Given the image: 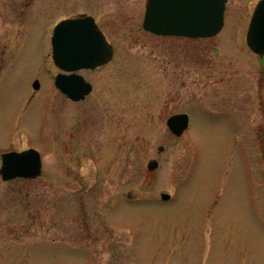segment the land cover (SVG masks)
I'll use <instances>...</instances> for the list:
<instances>
[{
	"label": "rangeland",
	"instance_id": "1",
	"mask_svg": "<svg viewBox=\"0 0 264 264\" xmlns=\"http://www.w3.org/2000/svg\"><path fill=\"white\" fill-rule=\"evenodd\" d=\"M145 1L0 0V153L42 158L37 178H0V264H264V57L245 42L258 0H227L198 39L144 31ZM83 14L114 55L80 71L93 88L72 102L50 37ZM182 112L176 137L166 119Z\"/></svg>",
	"mask_w": 264,
	"mask_h": 264
},
{
	"label": "water",
	"instance_id": "2",
	"mask_svg": "<svg viewBox=\"0 0 264 264\" xmlns=\"http://www.w3.org/2000/svg\"><path fill=\"white\" fill-rule=\"evenodd\" d=\"M226 0H147L142 26L156 35L182 36L189 38L211 37L223 25V11ZM248 48L264 56V0H259L252 12L246 32ZM52 60L56 67L69 74H57L55 86L73 101L83 99L91 86L73 72L78 69H93L106 63L112 55V47L101 34L90 16L60 21L51 37ZM38 88V82L33 84ZM166 125L176 136L188 126L184 113L171 115ZM162 151V148H158ZM157 161L147 163L152 171ZM41 173V159L38 151L29 148L21 152H7L1 155L0 176L7 181L14 178L32 179ZM161 198L167 200L168 194Z\"/></svg>",
	"mask_w": 264,
	"mask_h": 264
},
{
	"label": "flooded vegetation",
	"instance_id": "3",
	"mask_svg": "<svg viewBox=\"0 0 264 264\" xmlns=\"http://www.w3.org/2000/svg\"><path fill=\"white\" fill-rule=\"evenodd\" d=\"M90 16H91V15H90ZM92 17H93V16H92ZM93 18H94V17H93ZM94 21H95V18H94ZM95 22H96V21H95ZM96 24L98 25L99 29L101 30V32L103 33V35H104L105 38H106L105 33H104L103 30L100 28V25H99L97 22H96ZM113 55H114V49H113ZM113 55H112V57H113ZM111 59H112V58H111ZM107 63H108V62H107ZM107 63H106V64H107ZM104 65H105V64H104ZM104 65H101V66H104ZM101 66H99V67H101ZM99 67H96V68H99ZM96 68H94V69H96ZM80 71H83V70L76 71V74L83 76V78H84L88 83L91 84V82H89V81L85 78V76H84L83 74L80 73ZM92 88H93V86H92V84H91V91H92ZM60 93H61V92H60ZM90 93H91V92H90ZM90 93H89V94H90ZM61 94H62V93H61ZM62 95L66 98V96H65L64 94H62ZM86 96H87V95H86ZM86 96H85V97H86ZM85 97H84V98H85ZM84 98H83V99H84ZM67 99H68V98H67ZM83 99H82V100H83ZM68 100H69V99H68ZM82 100H79V101H82ZM79 101H72V102H79Z\"/></svg>",
	"mask_w": 264,
	"mask_h": 264
}]
</instances>
